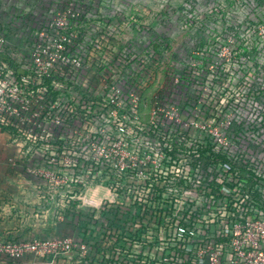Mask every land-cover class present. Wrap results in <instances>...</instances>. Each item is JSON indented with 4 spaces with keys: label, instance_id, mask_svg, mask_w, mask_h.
I'll use <instances>...</instances> for the list:
<instances>
[{
    "label": "built area",
    "instance_id": "2783aa9c",
    "mask_svg": "<svg viewBox=\"0 0 264 264\" xmlns=\"http://www.w3.org/2000/svg\"><path fill=\"white\" fill-rule=\"evenodd\" d=\"M197 20L189 36L210 38L208 47L200 41L180 56L170 48L167 62L151 42L132 45L139 34L120 43L124 34L77 29L69 12L26 16V36L15 32L13 46L0 31V129L14 132L24 173L62 192L57 219L91 209L96 220L104 205L135 213L136 197H153V234L147 228L143 238L150 253L142 236L127 233L106 252L122 230L103 220L86 225L85 241L0 239V256L74 253L82 261L90 251L85 264H264V126L231 127L242 118L259 124L260 112H224L226 82L210 74L264 68V0H218ZM193 55L201 56L195 64ZM204 108L212 110L208 126ZM150 182L153 193L143 188ZM88 191L105 200L80 206ZM115 194L129 206L107 201Z\"/></svg>",
    "mask_w": 264,
    "mask_h": 264
},
{
    "label": "rangeland",
    "instance_id": "374dc122",
    "mask_svg": "<svg viewBox=\"0 0 264 264\" xmlns=\"http://www.w3.org/2000/svg\"><path fill=\"white\" fill-rule=\"evenodd\" d=\"M216 1L218 0H0V31L3 30L7 34L9 40L11 39V46H13L15 32L23 31L24 37L26 36L27 24L23 23L26 16L34 18L39 15L50 16L55 13L69 12L70 15L78 16L82 28L77 29L85 32L120 34L121 37L124 33L139 34V37H136L137 39H132L135 42L132 45L143 46L146 42H151L153 49L160 55L161 60L167 62L170 56L168 51L170 48H173V52L180 56L184 52H190V50L201 47L200 41L206 42L205 47H208L210 38L200 40L197 37L191 38L189 34L193 35V33L198 32L199 22L197 19L203 15L206 16L209 6L215 4ZM237 11L239 19L242 18L244 14L241 9L239 8ZM186 19L193 20V23L189 22L191 25L185 23ZM124 36L126 38L117 40H120V43L128 39V41L131 40L128 37L129 35L124 34ZM200 57L193 55L190 58L193 62L190 63H197L196 60ZM210 74L214 78L223 79L226 82L224 87L228 84V81H231L233 85L240 83V72L214 69L210 71ZM249 77L250 82L264 85V68H260L255 64L252 66ZM206 93L205 90H202L201 98L204 103L207 101ZM232 96L233 94H230L229 98H232ZM235 96L238 102L239 98L248 97L246 90L242 87L235 91ZM203 111L206 113L204 125H211L212 122L208 118L211 117L212 110L204 108ZM243 111L244 114L247 111L254 114L264 111V108L261 109L255 102L249 101L248 106ZM262 126H264V122ZM29 159L32 158L29 157ZM98 191L103 192V189L100 188ZM87 194L88 196L82 200L83 203L80 206L85 207L90 201L98 205L102 200H105L99 196L90 197L91 192L89 191ZM133 194H136V191L130 192V196ZM122 197L121 195L116 197V194L114 196L110 195L107 197V201L115 202L118 205L123 203L125 207L129 206L130 198ZM75 202L76 199H70L69 203L74 206ZM148 232L149 236L153 234V224L150 225ZM73 238L78 241H85V233L79 231L78 235ZM141 238L143 241L144 234ZM132 251L135 252V249L131 248V253ZM136 252H138L137 249ZM142 253L150 252H147V248L143 247ZM77 264L85 263L79 260Z\"/></svg>",
    "mask_w": 264,
    "mask_h": 264
},
{
    "label": "crops",
    "instance_id": "0c3cea01",
    "mask_svg": "<svg viewBox=\"0 0 264 264\" xmlns=\"http://www.w3.org/2000/svg\"><path fill=\"white\" fill-rule=\"evenodd\" d=\"M13 159V162L10 161ZM23 152L0 129V239H49L78 235L79 229L69 217L59 221L62 192L51 191L42 182L27 176ZM74 253L54 259L27 255L18 262L0 256V264H77Z\"/></svg>",
    "mask_w": 264,
    "mask_h": 264
},
{
    "label": "trees",
    "instance_id": "16d2710c",
    "mask_svg": "<svg viewBox=\"0 0 264 264\" xmlns=\"http://www.w3.org/2000/svg\"><path fill=\"white\" fill-rule=\"evenodd\" d=\"M0 58L2 59H6L3 56H0ZM254 66V65H253ZM252 70V67L247 68H241V78L239 79V84H232L229 83L228 85H226L225 87L222 86V97H224L226 99V103L223 105L222 110L224 112L226 111H233L234 113H241L243 112L244 109H246V105L245 102L244 103H235V91H237V89H239L240 87H242L243 89L246 90L247 92V96L250 97L251 95L254 98V101L257 100V104L259 105V107L262 109L264 108V85L263 84H258L255 82H250V77L249 74ZM257 70V69H256ZM258 71V70H257ZM234 86V88H233ZM236 89V90H235ZM230 94H233L232 98H229ZM257 94V95H256ZM261 118V122L258 124L257 121H248L245 118L242 119H238L237 121H234L233 124L231 125V127L234 128H244V127H251V126H262L263 125V121H264V111H260V116ZM1 130L9 133L11 135V137H14V132L12 130L6 129V128H2ZM144 189H149L150 191H152L153 193V182L150 183H146L145 186L143 187ZM136 205H134L133 207H140L139 210L135 213H130V212H124L123 214L117 215L116 213H114L115 211H113L112 208L109 209V206H102L101 210H100V215H99V219L93 220L92 219V215L94 214V210L89 209L87 212L85 213H79L77 215L71 214V216H67V218L69 217L72 221H74V218L78 219V223H80V227H78L77 222H74V224L76 225V227L79 229V231L84 232L85 235L88 231L87 229V224L88 223H101L103 220L107 221L109 224H112L110 229H115V230H122L121 234H117V237L114 241V243L112 244V247H108L105 251H110L113 250L115 251V249L118 247V244L120 241H122L124 238V233L131 235L132 237H134L135 235H139L142 236L144 234V237H147V234H145L147 232V228H150V225L153 224V197H147V196H142L141 198H137L135 199V201L133 202ZM137 204L139 206H137ZM261 206H264L263 203H261ZM83 217V219H82ZM93 220V221H92ZM117 223H121V224H117ZM121 226V227H120ZM138 226L139 228H141V232L136 231L133 232L132 229ZM99 234H101L100 232H98ZM139 233V234H137ZM121 237V238H120ZM139 238V237H138ZM141 239V238H140ZM147 239V238H146ZM135 240H131V238L126 239L125 241V246L129 251L133 246ZM142 245L144 247V242L142 241ZM104 249L100 250V252L102 253ZM90 255V251L87 253V256ZM86 256V257H87ZM84 258V260H82V262L85 263L87 258Z\"/></svg>",
    "mask_w": 264,
    "mask_h": 264
}]
</instances>
